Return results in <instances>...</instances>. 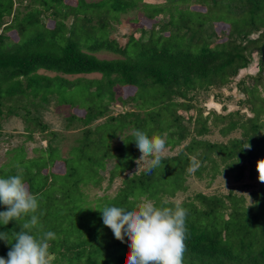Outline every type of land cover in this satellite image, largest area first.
<instances>
[{
  "label": "trees",
  "instance_id": "trees-1",
  "mask_svg": "<svg viewBox=\"0 0 264 264\" xmlns=\"http://www.w3.org/2000/svg\"><path fill=\"white\" fill-rule=\"evenodd\" d=\"M33 1L40 9L20 16L14 0H0V117H20L27 139L39 129L47 143L30 150L20 143L5 150L0 178L20 175L29 192L38 195L40 226L23 229L30 216L0 223L8 239L0 240V257L7 259L16 232L39 238L51 231L56 238L48 241L49 264H125L127 238L114 237L100 210H133L146 198L158 207L180 204L187 209L183 264H264V188L251 193L254 202L248 207L233 190L220 195L193 191L180 203L171 201L188 191L191 176L206 181L207 187L218 176L232 177L235 183L253 179L256 161L264 158V0H233L240 13L251 7V15L245 27L232 28L224 39L216 31H200L199 21L191 25L197 16L206 17L209 0H202L203 5L198 0H113L109 9L117 14L138 8L136 1L148 20L168 13L157 31L154 26L140 29L122 46L109 37L110 22L120 17L107 16L110 10L104 5L109 0H82L85 9L80 11L78 0ZM45 12L49 15L44 17ZM215 25L226 24H214L213 30ZM261 28L258 38L248 39ZM100 53L116 58L99 59ZM254 53L257 74L251 83L241 80L237 85L244 96L239 104L250 117L223 107L220 113L204 114L191 104V92L222 90L249 68ZM91 74L100 78H65ZM51 100L70 109L65 130L80 128L64 158L58 145L62 134L35 115ZM116 101L129 102L135 110L109 114ZM213 127L221 137L240 133L225 142L211 141L205 137ZM133 128L149 137L162 136L166 148L177 152L163 157L162 167L150 173L143 168L124 176L113 196L90 200L88 186L102 189L106 180L108 187L134 168L140 152L132 141ZM247 144L250 148H244ZM193 159L199 163L194 172ZM59 163L63 170H53ZM6 210L0 204V212Z\"/></svg>",
  "mask_w": 264,
  "mask_h": 264
},
{
  "label": "rangeland",
  "instance_id": "rangeland-1",
  "mask_svg": "<svg viewBox=\"0 0 264 264\" xmlns=\"http://www.w3.org/2000/svg\"><path fill=\"white\" fill-rule=\"evenodd\" d=\"M15 8L19 15H24L28 10H31L32 8L36 7L38 9L39 5L35 4L33 0H14ZM69 2L72 0H68ZM79 1V8L78 10H84L85 4H83L82 0ZM99 0H84L85 3L87 2H98ZM164 1V0H161ZM190 1L195 0H187L186 3H190ZM153 2V1H152ZM165 2V1H164ZM233 0H209V11L205 18L199 17L196 14L194 15L196 17V20H192V26L196 25L195 21H199L200 24L197 23L198 29L202 32H210L209 34H212L214 31H216L219 36L224 39L227 36V32H231L232 28L235 30H238L242 27H245L244 25L248 21L250 11L249 9L251 7L248 6V10L240 13L239 9L236 7L237 4H232ZM113 3V0H109L105 3L104 10H110V5ZM138 3V8H133L132 10L125 12L120 11L117 13H114L110 10V13L107 15L108 17L110 15L116 16L120 15L118 21H112L110 22V28H109V37L110 39H114L118 42L120 46L124 45L126 41L128 40V37L132 34H136L140 31V29H144L149 31L151 27H155L154 30H158L161 27V23L163 21H166L168 19V13H163L156 17V19L148 20L144 15V10L142 9V5L139 1H136ZM154 3V2H153ZM202 4V0H198L197 4ZM232 5H231V4ZM166 4V2H165ZM129 4L123 5L124 8H127ZM203 5V4H202ZM236 5V6H235ZM202 8L201 6H199ZM207 7V8H208ZM110 8V9H109ZM119 8V7H118ZM120 9V8H119ZM122 10V9H121ZM202 10V9H200ZM199 11V10H198ZM103 13V12H102ZM107 14V13H106ZM49 15V12L44 13V17ZM251 15V14H250ZM50 17V16H49ZM11 19H8L7 21L10 22ZM46 20L48 21V24H53L50 21V18ZM71 18L69 17L68 20H66V24H70ZM259 22V20H258ZM217 23H223L226 25L220 26L215 25V29L213 30V25ZM195 28V27H194ZM231 29V30H230ZM262 31V28L259 31H255L250 33V36L248 39H256L260 35ZM245 32V30H244ZM12 39L16 40L17 37L15 34H13ZM234 37H236L234 35ZM238 38V37H236ZM99 59H105V60H111L116 58V56L106 53H100L96 55ZM254 59L252 63L249 65V68L245 71H241L240 75L234 78L231 83L224 87L222 90H216V89H209L205 91H197V92H191L189 94V97L191 98V104L197 107L198 109H201L204 114L210 112V111H216L218 113L221 112V108L223 107L225 110L229 111H237L240 109L242 113H245L248 117L251 116V114L248 112L247 109L243 108L241 104H239L240 101L244 100L243 94L238 90V83L241 80L245 81V84L251 83L252 79L251 77L255 76L258 72V56L254 53L253 55ZM40 74H44L47 76H55L56 74L51 72H44L39 71ZM245 76V77H244ZM86 78L88 80H95L99 79L100 75L98 74H91V75H79V76H65V78L69 80H74L76 78ZM263 81H264V73H263ZM261 90V87H259ZM262 91V90H261ZM126 110L132 111L133 106L131 103H120L119 101L114 102L111 107L109 114H118L122 113ZM70 109L67 106H59L55 103L54 100H51L49 104L44 105L43 107H40L36 110L35 115H38L41 118V121L46 124L50 130L59 132L62 134L61 140L58 143L59 147L61 148L62 157H66V152L69 150V148L73 145L74 140L79 136L80 128H71L69 130L64 129L65 124V117L69 114ZM196 114V113H195ZM101 120L95 122L94 124H97ZM240 131H235L231 134H229L228 137H221L218 132V127L211 128V132L208 136L205 138L211 141H218V142H225L230 137H238ZM0 163L4 161L3 154L5 150L10 149L11 147L17 145V144H24L26 149H31L33 147H45L47 141L45 139V133H40L39 129L33 131L32 139H27V133L24 131V123L20 119V117H14V116H8L3 115L0 117ZM10 136V137H8ZM120 139L116 140V143L118 144ZM178 148L175 150H169V148H166L165 152L163 153V157L165 156H171L177 152ZM140 156V155H139ZM113 164V161H110L108 165V169L111 168ZM145 168L144 161L142 159L136 160L134 168L126 172L125 175L121 177H116L113 180V183L107 187V181L104 180L102 182V189H92L90 186L86 188V191L88 194H90L89 199L93 200L96 196H102L106 195L108 197H111L115 194V192L118 190V188L121 185L122 178L126 175H131L132 172L138 173L140 170ZM53 170L56 171H62L63 165L61 163L55 164V167H53ZM104 176H107V173H102ZM257 173L253 177V179H243L239 183H235L232 179V177H225V176H218L214 182L207 187V182L204 180H200L195 178L194 176H191L187 179L186 185L188 186V191L185 193L179 192L177 193L176 197L171 199L172 202H182L185 200L188 196H191V192H201L204 194H226L228 191H232L236 193L238 196L242 195L245 198L244 206L248 207L251 204H253L254 199L252 197V192L257 191L259 188H264V183H261L257 179ZM105 188V189H104ZM107 188V189H106ZM249 199L251 203H249Z\"/></svg>",
  "mask_w": 264,
  "mask_h": 264
},
{
  "label": "clouds",
  "instance_id": "clouds-1",
  "mask_svg": "<svg viewBox=\"0 0 264 264\" xmlns=\"http://www.w3.org/2000/svg\"><path fill=\"white\" fill-rule=\"evenodd\" d=\"M130 134L139 149V159L144 161V170L150 173L152 169L162 167L166 140L158 134L149 137L145 131L135 128ZM244 148H250V145ZM198 167L199 163L193 159L190 171L194 172ZM255 168L258 181L264 183V158L256 161ZM0 204L7 209L0 212V223L3 225H7L10 220L30 216L23 224V229L40 226L35 214L39 208L38 195L29 192L20 175L0 178ZM100 212L104 226L111 229L117 240L127 238L129 251L125 264H183L187 209L180 204L158 207L145 198L133 210L105 206ZM55 238V233L51 231L39 238L26 231L16 232L7 259L0 257V264H49L48 241ZM0 240L8 241L5 232H0Z\"/></svg>",
  "mask_w": 264,
  "mask_h": 264
},
{
  "label": "water",
  "instance_id": "water-1",
  "mask_svg": "<svg viewBox=\"0 0 264 264\" xmlns=\"http://www.w3.org/2000/svg\"><path fill=\"white\" fill-rule=\"evenodd\" d=\"M264 56V54H262V57Z\"/></svg>",
  "mask_w": 264,
  "mask_h": 264
}]
</instances>
